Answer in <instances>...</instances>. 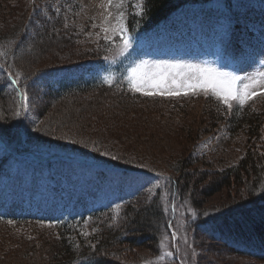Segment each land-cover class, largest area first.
<instances>
[{
	"label": "rangeland",
	"instance_id": "obj_1",
	"mask_svg": "<svg viewBox=\"0 0 264 264\" xmlns=\"http://www.w3.org/2000/svg\"><path fill=\"white\" fill-rule=\"evenodd\" d=\"M143 2L123 0L122 7L117 8L115 5L120 0H112V5L108 0L95 3L91 0H0V63L5 72L16 74L28 97L27 107H22L23 101L18 100L15 91L2 87L5 72L0 74V102L4 105H0V137L13 148L33 151L42 157L66 155L74 158L68 160V165L56 166L64 173L62 182H59L56 167L48 165L47 161L42 163L43 167L36 168L31 158L24 154L12 158L0 147V164L4 169L0 181V212L38 217L62 216L72 211L83 213L84 209L107 203L112 193L120 194L113 201L115 214H119L129 202L137 206L147 201H158L164 205L170 231L168 228L169 232L161 235L154 248L150 245L137 247L120 259L133 264L137 261L157 264H264V259L242 253L248 252L244 244H240L244 248L239 249L220 242V229L230 233L237 228L235 221L229 219L238 216V210L254 203L247 187L241 189L232 183L217 191H209V196L196 202L187 194L190 190L185 193L181 185L182 174L188 173L193 179L198 169L203 174L197 180L195 178L194 184L205 188L216 175L214 171H223L248 154V148L255 141L251 128L245 124L236 130L231 129L227 120L239 113L250 112L260 116L264 122V89L244 104L232 101V107L228 108L211 91L205 93L200 89L182 88L179 94L172 95L166 88L164 94H160L158 89L137 91L130 87L126 78L120 83L87 87L91 90L83 89L65 101L53 100L58 93L48 89L47 82L54 78L52 67L67 65L76 71L82 69L80 63L83 59H90L103 64L111 74L119 69L126 50L121 51L124 34L115 31L118 14L124 13L123 23L129 35L134 31L126 26L133 23L129 14L134 10L139 12L137 5ZM261 3L237 1L240 15L234 18L231 29L226 32L232 46L241 35L243 39L240 33L243 27L248 26L255 35L258 33L264 16L259 17L255 10ZM143 55L142 52L132 56L134 67L146 61ZM154 66L148 65L145 71L156 72ZM256 66L264 73V51ZM260 79L264 87V81ZM246 84H251V90L255 92L256 85ZM237 87H242V84L239 82ZM148 91L154 94H145ZM63 102L68 106L63 107ZM47 106H52L48 108L50 114L43 112ZM211 113L216 115L213 118H219L213 120ZM21 128L24 131L18 137L17 131L20 129L21 134ZM190 128L195 129L198 136L189 143ZM262 128L264 130V123ZM181 156H186L188 161L181 164L179 173L176 163L180 162ZM79 157L94 163L83 168L77 160ZM191 157L197 162L192 164ZM106 164L119 165L120 169L116 171ZM125 168L129 169L125 171ZM133 169L159 173L162 177L168 176L170 181L176 178L173 189L177 190L173 192L172 186L157 180L152 186L141 188L132 196L133 200L122 204L130 192H125L130 188L126 184L128 178L135 180L131 187L146 182L145 172ZM99 170L106 174H99ZM128 172L136 174L129 175ZM67 184L75 188L74 196L68 188L64 190ZM260 189L257 194L260 193L264 199V187ZM215 217L225 219L230 225L221 224L218 222L220 219L214 221ZM215 225L218 231L208 237ZM90 228L85 230L86 233H91ZM237 230L238 235L243 236L242 231ZM44 232L50 237L64 239L56 225L44 218L24 223L0 220L2 238L25 235L32 241ZM8 242L15 243L16 240ZM253 245L247 246L252 249ZM112 259H117V256Z\"/></svg>",
	"mask_w": 264,
	"mask_h": 264
},
{
	"label": "trees",
	"instance_id": "obj_2",
	"mask_svg": "<svg viewBox=\"0 0 264 264\" xmlns=\"http://www.w3.org/2000/svg\"><path fill=\"white\" fill-rule=\"evenodd\" d=\"M190 1L195 0H145L143 21L155 24L160 17L174 7ZM87 87L91 88L90 85ZM89 88L85 89L83 86L79 87V85L62 87L55 92L58 95L53 100L65 101L69 97L74 98L83 89V91L91 90ZM0 95H2V92H0ZM61 104L63 107L68 106L65 102ZM0 105H3L2 102H0ZM50 107L52 106H47V110L45 109L43 112L50 114L51 110L48 109ZM254 115L250 112H244L242 115L239 113L227 120L231 129L236 130L245 124L248 125L247 128H251L252 138L255 137V141L248 148V154L244 155L237 164L223 171H214L213 173L216 175L205 188H201L199 184H194L195 178L197 180L199 175L203 174L198 172L201 171L198 169H196L197 175L195 174L193 179L188 173L187 175L182 174L183 183L181 185L185 193L186 190H190L187 194L191 198H195L196 202L203 201V198L209 196V191H217L220 187L232 183L237 184L241 189L247 187L249 196L253 197L254 203L252 205L254 206H246V208L238 210V216L229 219L235 221L243 236L238 235L237 228H233L230 233L225 229H220V233L227 243L238 246L244 244L248 248L247 245L254 244L252 248L261 251L264 250V201H261L264 199L261 198L260 193H257L262 186L264 187V140L262 139L264 134L262 124L264 122L260 119V116ZM213 117H216V115L211 113L213 120L219 118ZM75 132L77 131L75 130ZM189 132L191 135L187 136V141L190 143L197 138L198 132L193 128H190ZM179 158L180 162L176 163V171L180 173L182 170L181 164L187 162L188 158L186 156ZM189 160L192 164L197 162L192 157ZM175 179L170 181L169 178L164 177L163 182L171 187ZM172 190L175 192L177 188ZM262 194H264V189ZM175 197H177V194ZM73 219H64L56 225L64 239L50 237L45 232L40 234L37 237L38 239L32 241L27 240L25 235H21L19 238L0 237V264H133L125 262L119 257H125L124 254L131 250L134 251L137 247L150 245L154 248L161 235L170 231V220L165 218L164 205L161 202L158 203V201H147L137 206H133L129 202L119 214H115L113 211H95L86 218ZM213 219L214 221L220 219L218 222L221 224L227 225L228 223L230 225L223 218L215 217ZM15 221L33 222L28 218L15 219ZM90 226H93V228H90ZM89 228L92 229L91 233H86L85 230ZM217 231L218 228L215 225V227H212L213 233L209 231L208 237L215 235ZM256 237L257 240L254 239ZM12 239L16 242L9 243L8 241ZM247 240L249 241L247 242ZM115 256H117V259H112ZM135 264L157 263L150 261L140 263L137 261Z\"/></svg>",
	"mask_w": 264,
	"mask_h": 264
},
{
	"label": "snow or ice",
	"instance_id": "obj_3",
	"mask_svg": "<svg viewBox=\"0 0 264 264\" xmlns=\"http://www.w3.org/2000/svg\"><path fill=\"white\" fill-rule=\"evenodd\" d=\"M108 3L112 5V0H108ZM122 4L123 0H120V3H117L115 7L120 8ZM137 7L140 8V5L138 4ZM123 18L124 13L120 12L118 14V27L115 29V31L124 34L121 51H125L131 47V37L127 34ZM147 67L148 62L143 61L131 69L127 77L130 87L137 91L142 89H158L160 90V94H164V89L166 88L169 95L179 94L182 88L191 90L200 89L205 93L211 91L228 108L232 107V101H238L240 104H244L247 100L257 95L256 92L251 90V84H244L240 88L237 87L238 82L244 78L229 72L219 71L216 68L198 65L169 64L167 62L154 66L157 69H165V71H145ZM260 75L264 77V73ZM106 82L111 83V78H106ZM145 94L151 95L154 93L148 91ZM21 97L23 101L22 107L26 108L28 100L27 94L21 92ZM168 255H171V253H168Z\"/></svg>",
	"mask_w": 264,
	"mask_h": 264
},
{
	"label": "water",
	"instance_id": "obj_4",
	"mask_svg": "<svg viewBox=\"0 0 264 264\" xmlns=\"http://www.w3.org/2000/svg\"><path fill=\"white\" fill-rule=\"evenodd\" d=\"M22 129V128H21ZM18 133L17 134H19L21 131H20V129L17 131ZM22 132H23V129H22ZM33 136V135H32Z\"/></svg>",
	"mask_w": 264,
	"mask_h": 264
}]
</instances>
